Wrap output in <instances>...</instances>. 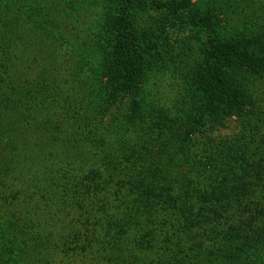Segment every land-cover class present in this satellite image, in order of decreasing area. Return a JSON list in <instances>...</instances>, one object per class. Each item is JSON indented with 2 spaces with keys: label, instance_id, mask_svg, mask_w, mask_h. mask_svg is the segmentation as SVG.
Masks as SVG:
<instances>
[{
  "label": "trees",
  "instance_id": "trees-1",
  "mask_svg": "<svg viewBox=\"0 0 264 264\" xmlns=\"http://www.w3.org/2000/svg\"><path fill=\"white\" fill-rule=\"evenodd\" d=\"M200 1L198 20L213 35L180 110L156 95L152 40L133 17L148 7L179 15L191 0H90L99 20L92 43L74 50L85 53L68 69L72 81L57 47L29 75L37 17L24 28L17 1L0 0V146L10 147L0 151V264H247L264 250V31L232 35L264 27V0ZM56 3L58 19L75 16ZM40 96L56 101L64 127L47 106L40 125H24ZM125 101L128 111L106 123ZM232 117L233 137L205 132ZM26 130L45 143L33 150Z\"/></svg>",
  "mask_w": 264,
  "mask_h": 264
},
{
  "label": "rangeland",
  "instance_id": "rangeland-1",
  "mask_svg": "<svg viewBox=\"0 0 264 264\" xmlns=\"http://www.w3.org/2000/svg\"><path fill=\"white\" fill-rule=\"evenodd\" d=\"M2 1L5 2V0ZM12 1H17V3L15 2V4L21 7L22 13H25V19L23 18L24 20H22L20 25H23L24 28L28 27L29 25L27 21L34 14V16L37 17L36 21L38 27L42 32L41 34V32L39 31L36 36H34V39L39 42L37 43L36 52H34V54H32V57H30V59H32V61H30L31 64H29L31 68H29V66L27 67V69H31L29 75H31L32 77H36V74L40 72L46 62L51 59L50 56L52 57V52L55 51L54 48L57 47L66 53L65 56L62 57V59H59V61H64L65 67H67V69L62 71V76L67 77L70 81H72L73 75L72 73H70L71 75L69 74L70 71H68V69L70 70L74 67V65L76 66L75 62L82 60L83 56L81 55L85 53L83 47L90 42L92 43V41L94 40L92 37V34H94L93 32L95 31V27H93V24L98 22L99 20L98 18L100 8L95 7L97 9L92 10L90 8L91 6H89L88 4L90 3V0H55L57 2L56 4H59L64 11H74V13L76 12L75 16H71L70 14V17H67V20H63L62 17H60L59 19L57 18L58 13L56 12V8H54L56 7V5H53L54 0ZM77 1L78 3H76ZM72 6H76L79 11H76L75 8L74 10H72ZM43 12L45 13L44 15ZM134 12L135 14L133 17V28L139 35L143 31L147 32L152 40L151 44H153V47L149 51V53L151 54H149V60L151 62V65L156 66L154 71L156 72V76L154 77H156L155 79L158 80V85L155 86L156 95L162 100V102L165 103V105L174 106V104H177L176 107L181 105L178 107L180 110L184 109L183 103L188 94V91L184 88L188 86V84L190 85L192 83L193 77L195 75V69L197 68V65L200 64L203 60L202 43L208 41V39H210V37H212L213 35L212 29H209L204 25H200L201 21H199L197 17L198 14H200L201 16L206 13V10H204V5L200 0H191V4L189 5V7L183 9L179 15L171 13L168 14L164 11L154 9L153 7H148L146 9L136 8L134 9ZM28 14L31 17L27 18ZM46 14L48 16L51 14V22L55 23L54 27L50 26L52 23L43 25L45 18H48ZM0 20L1 22L3 21L2 18H0ZM58 21L63 25H60ZM42 26H45V31H48L49 35L45 36L44 30L41 28ZM262 28L264 27L256 26L255 28L249 27L245 28L244 30L237 29L232 35L236 37L237 35L244 32V35H249L247 36L249 38H253L255 35H257L258 37L259 35H263L262 32L264 30H262ZM5 31V28H0V34L5 33ZM31 33L32 32H30L29 30L24 29L26 38L31 37ZM59 33L63 36V38H60L59 42H55L54 35L58 36ZM2 38L3 37H1L0 44H3ZM80 44L83 46V49H79L82 50V52H80L82 54L80 56H76L74 50H76V47ZM62 45H64V48L61 47ZM27 46L29 48L27 39L26 41L23 40L22 47H25L27 50ZM250 50L259 51L260 49L257 46H252L250 47ZM27 55H30V53L26 51V56ZM25 62H27V57ZM27 69L25 70V73ZM262 90H264V88H262ZM41 98H45V96H40L39 100ZM48 100L50 101V99ZM41 101L43 104H40L39 107L36 105L32 112H30L29 115L25 116L24 125H29V122L32 121L33 117H36V119L31 123H34V125L36 126L40 125L41 120L45 117V106L50 108V117L52 118L53 122H57L60 109L57 106L56 101L54 103H51L46 99H41ZM61 104H63L61 106L63 109L68 105V103L66 102H61ZM127 104L128 101L123 102L119 108L116 106L118 109L113 106L108 112V115H106L105 122L108 123L112 116H118L122 113L127 112ZM56 125L63 126L60 121H58ZM178 126L180 127L179 132H184L189 127V122L186 119L184 121L180 120L178 122ZM212 127L213 126L211 125H206V129L204 128L205 132L212 134L216 138H222L233 137L234 135H236L239 131L240 125L238 120H236L235 117H232L230 120L226 121L223 126L218 128L213 127V130ZM26 134L28 145L32 146L34 148L33 150L36 149V146L39 147L43 145V143H45L44 140L40 141L39 138H37L38 136H36V134H33V136L30 135L29 130H26ZM183 136L184 135L182 134V137ZM50 143H52V140L47 141V144ZM8 147L9 146L3 144L0 146V151H9L10 147ZM17 147L18 144L16 142V148ZM42 149H44V147ZM20 151L22 154H24V150L20 149ZM15 152H17V158H19L20 161L21 159L18 155L17 149H15ZM25 156L26 155L24 154L23 157ZM24 162L26 163V161ZM10 169H12V167ZM16 171L21 172V169ZM11 176L13 177V174ZM4 184L6 183L4 182ZM260 250H262V248H260ZM257 254H259L260 256V264H264V250H262L261 252H253V250H251L248 257L243 261V263L246 262L247 264H255V256ZM232 263L238 264L237 262H231V264Z\"/></svg>",
  "mask_w": 264,
  "mask_h": 264
}]
</instances>
